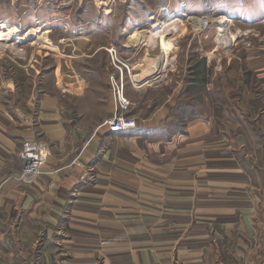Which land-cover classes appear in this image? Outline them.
<instances>
[{"label":"crops","instance_id":"1","mask_svg":"<svg viewBox=\"0 0 264 264\" xmlns=\"http://www.w3.org/2000/svg\"><path fill=\"white\" fill-rule=\"evenodd\" d=\"M71 58V81H39L24 111L16 76L0 80V264H264V48L215 95L186 89L187 71L128 83L135 126L116 133V70ZM30 139L51 154L22 183Z\"/></svg>","mask_w":264,"mask_h":264},{"label":"rangeland","instance_id":"2","mask_svg":"<svg viewBox=\"0 0 264 264\" xmlns=\"http://www.w3.org/2000/svg\"><path fill=\"white\" fill-rule=\"evenodd\" d=\"M17 1L0 0V32L17 28L9 38H0V80L11 73L19 80L22 87L17 103L22 111L27 107L31 88L39 81L68 82L72 56L83 59L86 65H100L106 59L112 67L106 51L111 44L122 53L123 60L136 53L137 61L130 59L129 63H133L134 84L139 74L144 75L139 78L138 83L143 86L138 89L156 85L171 73H186L189 59L203 60L207 69L205 84L207 87L211 81L208 91L212 95L216 94L221 74L228 65L235 66L237 58L242 63L246 51L264 48V0H19L18 4ZM222 16L233 18L238 26L231 29L234 36L230 33L224 36L231 41L218 37L228 26L227 20L217 21ZM169 19L179 23L161 37L148 40L147 45L127 39L134 28L150 27ZM200 19L205 23L198 22ZM30 27L39 31L26 39L24 34ZM46 29L50 32L41 38ZM97 48L101 52L98 56L83 57ZM160 50L167 68L162 75L157 69L153 73L155 78H162L151 82L155 79L149 78L154 69L143 73L141 59L155 57ZM91 78H95L93 73ZM125 81L126 87L129 82L127 78ZM203 90L197 91L196 97Z\"/></svg>","mask_w":264,"mask_h":264},{"label":"built area","instance_id":"3","mask_svg":"<svg viewBox=\"0 0 264 264\" xmlns=\"http://www.w3.org/2000/svg\"><path fill=\"white\" fill-rule=\"evenodd\" d=\"M113 69L116 75L112 73L109 76V86L112 100L114 102V113L105 121L108 130L116 133L127 128L135 126V118L129 116L130 100L125 94V78L131 86L135 88L132 82L131 71L133 67L125 63L122 53L111 44L106 48ZM162 77H156L151 82H158ZM150 82H147L148 84ZM143 86V85H142ZM51 154L49 145L41 139L25 140L21 144L18 157L21 161V169L14 177L22 183H32L39 179L45 173V165Z\"/></svg>","mask_w":264,"mask_h":264},{"label":"bare ground","instance_id":"4","mask_svg":"<svg viewBox=\"0 0 264 264\" xmlns=\"http://www.w3.org/2000/svg\"><path fill=\"white\" fill-rule=\"evenodd\" d=\"M191 19H195V18L192 16ZM222 20H227L228 26L225 27V29L219 33L218 37L223 39V40L228 39L229 41H231L230 38H225L224 36H226V34H229V33L232 36H234V33H233V31H231V29H233V27L237 28L238 26L235 24L236 22H235V20H233V18L229 19V18H226L225 16H222L217 21H222ZM198 22L205 23V20L200 19ZM177 23H179V22L174 20V19H169L167 21L155 22V23L151 24L150 27H137V28H134L130 31L127 39L129 41L137 42V44L144 46V45H147V43L149 41H151V38L158 37L160 35L162 36L163 33L167 29L173 27ZM16 29H17L16 27H12V28H10L9 31H6V32L1 31L0 32V38H5V39L9 38L10 35L12 36L13 32H16L15 31ZM37 31H39L38 28H35V27L28 28L24 34V38H26V39L31 38L32 35L34 36V34L37 33ZM49 32H50V30H47V29L44 32L42 31V33L40 32L41 38L45 37ZM162 53H163V50L162 51L160 50V53L158 55H156L155 57H153L152 55H150V57L144 56L141 59V61H143V64H144V66L142 67V72L143 73H149L151 70V67H153L154 71H152V74L154 72L156 73L157 69H159L161 71H157V72H161V75H162V73H164V71L167 68V64L164 62L165 59L161 56ZM154 74L151 75V77H149V78H151V79L155 78L156 75H154ZM139 75H141V74H139ZM139 75L137 76V79H135L137 82L141 79L140 77L144 76L143 74L141 76H139ZM157 76H159V74ZM145 79H147V78H145ZM151 79H148V81Z\"/></svg>","mask_w":264,"mask_h":264},{"label":"trees","instance_id":"5","mask_svg":"<svg viewBox=\"0 0 264 264\" xmlns=\"http://www.w3.org/2000/svg\"><path fill=\"white\" fill-rule=\"evenodd\" d=\"M188 60L187 72H189V81H187L186 89L197 92L204 89L206 82L207 69L203 60L197 61ZM11 73L10 75H12ZM187 78V79H188Z\"/></svg>","mask_w":264,"mask_h":264}]
</instances>
